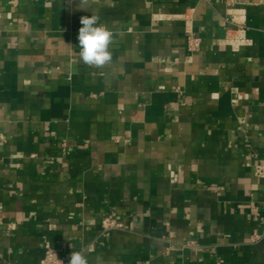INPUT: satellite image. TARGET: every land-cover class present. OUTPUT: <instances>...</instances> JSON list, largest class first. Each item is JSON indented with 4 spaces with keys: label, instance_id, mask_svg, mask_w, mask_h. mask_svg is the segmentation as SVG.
Instances as JSON below:
<instances>
[{
    "label": "crops",
    "instance_id": "crops-1",
    "mask_svg": "<svg viewBox=\"0 0 264 264\" xmlns=\"http://www.w3.org/2000/svg\"><path fill=\"white\" fill-rule=\"evenodd\" d=\"M79 3L0 0V264L47 242L66 264H264V0H237L239 47L225 0ZM92 12L103 68L79 58Z\"/></svg>",
    "mask_w": 264,
    "mask_h": 264
},
{
    "label": "clouds",
    "instance_id": "clouds-1",
    "mask_svg": "<svg viewBox=\"0 0 264 264\" xmlns=\"http://www.w3.org/2000/svg\"><path fill=\"white\" fill-rule=\"evenodd\" d=\"M88 4L89 0H80L79 8L88 9L85 7ZM80 23L82 25L78 32L80 60L88 66L103 68L113 58L112 31L106 27L100 15L95 12H92L90 16H82ZM60 39L62 40V38ZM68 264H89L85 251H72Z\"/></svg>",
    "mask_w": 264,
    "mask_h": 264
},
{
    "label": "built area",
    "instance_id": "built-area-1",
    "mask_svg": "<svg viewBox=\"0 0 264 264\" xmlns=\"http://www.w3.org/2000/svg\"><path fill=\"white\" fill-rule=\"evenodd\" d=\"M227 5L229 6L231 12L226 18L227 22L231 25V27L236 30L238 35L228 36L227 42L234 47H239L246 43V39L244 36V25L239 21V14L236 12L235 5L237 0H225ZM185 31L188 39V46L190 50H196L201 45V39L196 36L193 30V24L191 19H186ZM255 174L257 177L264 178V165L259 164L255 167ZM103 226L105 228H117L121 227L122 224L115 223L109 218H105L103 220ZM258 235L254 234L252 236V241L258 239ZM40 264H66L64 260L59 256L58 251L55 247H53L49 242L45 244L44 253L40 260Z\"/></svg>",
    "mask_w": 264,
    "mask_h": 264
}]
</instances>
